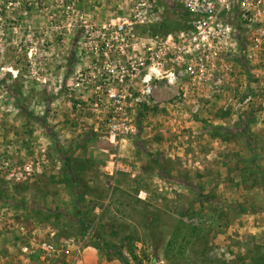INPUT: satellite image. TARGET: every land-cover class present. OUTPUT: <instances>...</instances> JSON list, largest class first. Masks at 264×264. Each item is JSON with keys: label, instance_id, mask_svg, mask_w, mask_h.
I'll return each mask as SVG.
<instances>
[{"label": "rangeland", "instance_id": "374dc122", "mask_svg": "<svg viewBox=\"0 0 264 264\" xmlns=\"http://www.w3.org/2000/svg\"><path fill=\"white\" fill-rule=\"evenodd\" d=\"M160 3L164 20L184 25ZM120 4L0 0V264H39L20 250L28 237L82 243L85 264H125L117 253L129 264H264V115L253 103L236 110L228 95L211 103L184 82L162 83L154 101L130 108L134 132L122 137L109 110L95 111L97 32L79 22ZM73 5L84 14L66 12ZM54 140L73 158L76 189Z\"/></svg>", "mask_w": 264, "mask_h": 264}, {"label": "built area", "instance_id": "2783aa9c", "mask_svg": "<svg viewBox=\"0 0 264 264\" xmlns=\"http://www.w3.org/2000/svg\"><path fill=\"white\" fill-rule=\"evenodd\" d=\"M160 1L184 18V25L168 18L173 28L164 32L166 8ZM118 9L93 25L84 17L79 22L97 32L91 43L93 105L96 112L109 110L106 120L114 136L134 132L130 108L154 101L162 83L184 82L185 89L211 103L228 95L232 103L224 102L225 107L239 110L253 103L264 115V0H121ZM70 10L84 14L74 5ZM17 229L26 235L25 226ZM27 239L20 250L28 258L38 256L39 264H85L82 243Z\"/></svg>", "mask_w": 264, "mask_h": 264}, {"label": "trees", "instance_id": "16d2710c", "mask_svg": "<svg viewBox=\"0 0 264 264\" xmlns=\"http://www.w3.org/2000/svg\"><path fill=\"white\" fill-rule=\"evenodd\" d=\"M172 28H173V22L172 21L167 20V21H165L163 23L162 29H163L164 32L169 31ZM7 91L10 93V95L16 96V93L14 92V90L11 87H7ZM20 108L22 110H25L24 107H22L21 104H20ZM25 113L29 117H32V118L34 117V115L28 110H25ZM39 120L44 125H47V121H45V119H42V120L39 119ZM247 125H248V121L247 120L245 121V119H241L240 123L237 125V128H240L241 132L242 133L244 132V134L247 135ZM236 130H239V129H229L228 131L229 132H235ZM54 142L57 144L56 145V152L60 155L64 165L67 167L68 176L71 179V181H73V188L76 189L77 185L75 183L76 181L74 180V179H76L75 178L76 175H75V172H74V169H73V166H72V159L73 158L69 154L64 155V151L59 146V143L57 142V140H54ZM146 153L147 154H151L152 156H154L152 153H149L148 151H146ZM263 181H264V179H263ZM80 201H81V196L79 195L78 198L75 201V210H76V214H77V222L84 230H86L89 225H88V222L85 220V216H84V214H83V212L81 210ZM237 209L239 210L238 212L241 213V214H244V213L245 214H253L255 212H258V210H259V209H256V208H246V207H243V206H238ZM210 221L212 222L211 223V227L212 228H218L219 227L218 226V224H219L218 221L212 220L211 218H210ZM196 232H197V229H196ZM97 247L100 248V245H98ZM107 252H109V251H107ZM116 256L120 257L124 261L125 264H129L128 261L121 254L117 253Z\"/></svg>", "mask_w": 264, "mask_h": 264}]
</instances>
